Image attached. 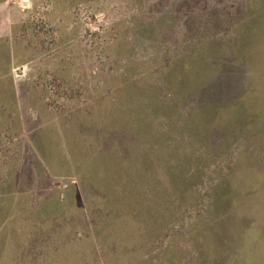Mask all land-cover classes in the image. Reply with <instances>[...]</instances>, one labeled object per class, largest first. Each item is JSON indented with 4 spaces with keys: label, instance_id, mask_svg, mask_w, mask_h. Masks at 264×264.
I'll list each match as a JSON object with an SVG mask.
<instances>
[{
    "label": "rangeland",
    "instance_id": "obj_1",
    "mask_svg": "<svg viewBox=\"0 0 264 264\" xmlns=\"http://www.w3.org/2000/svg\"><path fill=\"white\" fill-rule=\"evenodd\" d=\"M17 1L0 264H264V0Z\"/></svg>",
    "mask_w": 264,
    "mask_h": 264
},
{
    "label": "crops",
    "instance_id": "obj_2",
    "mask_svg": "<svg viewBox=\"0 0 264 264\" xmlns=\"http://www.w3.org/2000/svg\"><path fill=\"white\" fill-rule=\"evenodd\" d=\"M22 24L21 16L11 1L0 0V137L8 135V132L13 136L24 131V122L29 119L22 106L36 109L40 116L46 114L42 102L38 101L37 91L29 86L23 88L22 81L16 82L12 78V68L32 56L33 40L29 32L22 30Z\"/></svg>",
    "mask_w": 264,
    "mask_h": 264
},
{
    "label": "built area",
    "instance_id": "obj_3",
    "mask_svg": "<svg viewBox=\"0 0 264 264\" xmlns=\"http://www.w3.org/2000/svg\"><path fill=\"white\" fill-rule=\"evenodd\" d=\"M11 4H13L14 6L18 7L21 12H24L25 10H27V7L29 6L26 3H24V2L23 3H19L17 0L16 1L15 0H12L11 1ZM43 26L46 29H48V27H49L45 23H43ZM42 38H46V37H42ZM31 68H32V66H27L25 64H23V65H17L15 67H13L12 68V71H11L12 72V78H13V80L16 81V82H20L22 80H26L27 76L29 75V72L32 71ZM42 71L46 74V72H45L44 69H42ZM42 82L45 85L46 78H43L42 79ZM46 101H47V99H46ZM47 102L50 103L49 100ZM54 183H55V181H54Z\"/></svg>",
    "mask_w": 264,
    "mask_h": 264
}]
</instances>
